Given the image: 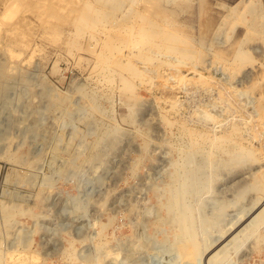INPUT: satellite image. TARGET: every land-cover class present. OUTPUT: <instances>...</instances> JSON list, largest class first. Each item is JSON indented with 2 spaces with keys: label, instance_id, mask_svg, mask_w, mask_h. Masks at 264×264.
Returning <instances> with one entry per match:
<instances>
[{
  "label": "rangeland",
  "instance_id": "rangeland-1",
  "mask_svg": "<svg viewBox=\"0 0 264 264\" xmlns=\"http://www.w3.org/2000/svg\"><path fill=\"white\" fill-rule=\"evenodd\" d=\"M255 97L264 0H0V264H264Z\"/></svg>",
  "mask_w": 264,
  "mask_h": 264
},
{
  "label": "bare ground",
  "instance_id": "bare-ground-1",
  "mask_svg": "<svg viewBox=\"0 0 264 264\" xmlns=\"http://www.w3.org/2000/svg\"><path fill=\"white\" fill-rule=\"evenodd\" d=\"M246 4V3H245ZM250 5V4H249ZM252 6V5H251ZM242 18H244V19H248V21H247V26H248V28L249 29H252L253 31H259L260 30V28L262 27L261 26V23L259 22V18H258V16L256 15H253L252 16V10H251V8H248V11H246L243 15H242ZM109 41V40H108ZM108 43H112V42H108ZM106 45H107V42L105 43ZM112 45V44H111ZM109 46V47H112V46ZM107 46V47H108ZM170 48L171 46L170 45H164V47L165 48H168V47ZM106 46H105V48H107ZM109 47H108V49H107V51L108 50H110L109 49ZM104 48V49H105ZM114 49H115V47H114ZM172 49H178V48H172ZM116 50V49H115ZM152 50V49H151ZM105 51V50H104ZM106 51V52H107ZM111 52L112 51H114V50H110ZM109 52V51H108ZM107 52V53H108ZM115 52V51H114ZM116 52H119L118 50H116ZM149 52H151V51H149ZM176 52V51H175ZM131 53H133V51L132 50H129V52H128V54L126 55V59L125 60H120V59H117V61L116 62H118V64H120L119 66H122L123 68H126L127 70H129L130 72H132V73H134V74H136V75H144L143 74V72L140 70V69H137L135 66L136 65H133L134 63L133 62H131V59L129 58V56H130V54ZM145 53V52H144ZM104 54V53H103ZM115 54V53H114ZM134 54H135V52H134ZM147 54V53H146ZM162 54V53H161ZM105 55H107V54H105ZM103 56V55H102ZM114 56V55H113ZM124 56V55H123ZM134 56H138V57H141V58H147V60H148V56H145V54H135ZM121 57H122V55H121ZM176 58V57H175ZM150 59V58H149ZM172 59H174V57L172 58ZM171 59V61H173ZM179 59V58H178ZM109 60V59H108ZM116 60V59H115ZM161 61V60H160ZM175 61H176V59H175ZM168 62V61H167ZM176 62H179V61H176ZM166 63V62H165ZM180 63H181V61H180ZM179 64V63H178ZM168 65H170V63L168 64ZM174 65H175V63H174ZM176 65H177V63H176ZM219 67H224L223 65H221V66H219ZM177 71V70H176ZM174 72V71H173ZM201 72V71H200ZM203 72V71H202ZM147 73V72H146ZM172 73V72H171ZM192 73V72H191ZM226 73V72H225ZM224 73V74H225ZM174 74V73H173ZM133 75V74H132ZM185 75V74H184ZM184 75H183V77H184ZM149 76V75H148ZM180 76V75H179ZM182 77V76H181ZM185 77H186V75H185ZM190 77V76H189ZM151 78V76H149L147 79H150ZM155 78V77H154ZM211 78V77H210ZM227 78V77H226ZM225 78V79H226ZM183 79V78H182ZM185 80L187 79V78H184ZM215 80V79H214ZM140 81V80H139ZM144 81V80H143ZM146 81V80H145ZM147 81H149V80H147ZM207 81V80H206ZM216 81V80H215ZM214 81V82H215ZM233 81V80H232ZM149 82H151V80L149 81ZM186 82V81H185ZM233 83H234V81H233ZM232 82L231 83H228L229 85L227 86L226 85V83H225V85H223V84H221V85H219V87H217V88H220V90L219 89H217V94L219 95L218 97H219V99H223V97H224V94H225V90L227 89V88H231L232 90H233V93H237V91H240L239 90V88H237L236 86V84H233ZM226 86H227V88H226ZM249 87V86H248ZM250 88V87H249ZM189 91V90H188ZM232 93V94H233ZM231 94V93H230ZM217 97V98H218ZM232 99V98H231ZM225 100V99H224ZM223 100V101H224ZM254 100V99H253ZM255 101H256V103H257V105L256 104H254L256 107H258L259 105L261 106V104H260V102H259V98L258 97H255ZM233 103L235 102V99L232 101ZM229 103V102H228ZM233 103H232V106H233ZM241 105V103H239V106ZM237 107H238V105H236ZM208 108V107H207ZM259 108V107H258ZM264 108V106H262V107H260L259 108V110L260 109H263ZM236 109V108H235ZM264 111V110H263ZM204 121V120H203ZM225 126V125H224ZM228 126V127H227ZM227 126L225 127V129H222V132L218 135V134H213L212 136H211V139L214 141V140H221V139H224V140H226L227 142H229L234 148H233V150L231 151V152H229L230 153V156H229V160L224 164H222L223 166H226V165H228L229 166V168H230V164H232V163H234V164H232V165H235L236 163L235 162H237V163H239V162H242L246 157H248L249 155H251V149L250 148H248V147H245V146H243L242 144H241V142H240V139L244 136V134H241V130H240V126L238 125V124H236V123H230L229 125L227 124ZM187 128V127H186ZM183 129V128H182ZM191 129V128H190ZM188 131H190L191 133H192V131H193V129L192 130H188ZM220 131V130H219ZM249 134V133H248ZM249 136H250V134H249ZM257 140V139H256ZM260 142H258V144H259ZM264 142H262V144H263ZM210 145H212V143L210 144ZM255 145V144H254ZM259 145H261V144H259ZM257 146V145H256ZM228 152V151H227ZM228 166H226L227 168H228ZM231 171V170H230ZM260 181H263L264 182V172H263V174L261 175V179H260ZM259 186L261 185V184H259V182L257 183ZM245 190V189H244ZM241 192H242V190H241ZM240 193V192H239ZM171 205H179V207L181 206L180 205V202H179V200H178V198H176L175 196L173 197V199H172V201H171ZM173 208V207H172ZM174 209V208H173ZM181 222H180V225H179V230H177V232H176V236H177V238L179 237L180 239L179 240H181L182 238H185V240H186V238H190V237H193L194 236V229H193V225H192V223H191V219H190V215L188 214V213H182V215H181ZM178 222V221H177ZM175 226V225H174ZM177 228V227H176ZM178 229V228H177ZM193 239V238H192ZM189 241H190V239H188ZM194 241V240H193ZM192 244V243H191ZM190 244V245H191ZM178 245V244H177ZM177 245H175V246H177ZM189 247V246H188ZM191 248V247H190ZM189 249V248H188ZM177 250H178V248H177ZM180 250V249H179ZM178 250V251H179ZM188 251H191V250H188ZM191 253V252H190ZM189 253V254H190ZM190 256H191V254H190ZM192 258V257H191ZM190 258V259H191Z\"/></svg>",
  "mask_w": 264,
  "mask_h": 264
}]
</instances>
